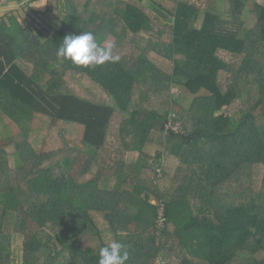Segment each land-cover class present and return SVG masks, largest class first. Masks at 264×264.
<instances>
[{
    "label": "trees",
    "instance_id": "16d2710c",
    "mask_svg": "<svg viewBox=\"0 0 264 264\" xmlns=\"http://www.w3.org/2000/svg\"><path fill=\"white\" fill-rule=\"evenodd\" d=\"M199 1L207 9L197 28L202 10L194 0H85L81 9L66 0L59 31L29 47L15 17L0 23V109L18 123L42 113L82 125L88 149L84 157L68 146L69 152L39 154L24 129L18 141H0V232L24 237V249L38 259L28 264H98L99 250L84 242L103 240L101 223L126 246V264H156L160 257L168 264H264V5L242 36L239 16L248 0H228L233 20L219 14L216 0ZM96 23L98 35L88 26ZM80 31L93 32L101 47L113 36L112 54L120 60L84 67L59 57L63 37ZM70 72L110 101L80 95L66 79ZM176 86L208 94L182 107L173 99ZM246 92L249 111L235 122ZM170 111L185 130L168 136V151L182 166L178 186L162 189V177L153 180L156 191L140 182L133 192L103 187L104 179L125 174L127 153L142 151L154 131L164 134ZM149 192L166 207L163 244Z\"/></svg>",
    "mask_w": 264,
    "mask_h": 264
},
{
    "label": "rangeland",
    "instance_id": "374dc122",
    "mask_svg": "<svg viewBox=\"0 0 264 264\" xmlns=\"http://www.w3.org/2000/svg\"><path fill=\"white\" fill-rule=\"evenodd\" d=\"M73 1L80 9L85 3V0ZM179 1L181 3H187L189 0ZM193 3L196 7H200L202 10L199 21L196 25L197 27H200L204 12L207 9L205 6L206 1L202 3L199 0H194ZM216 3L219 14L224 19L233 20L231 17L232 6L230 1L216 0ZM65 5L66 0H30L23 3H18L14 0H2V2H0V15L3 14L4 16L1 15L0 23L5 21L8 24L10 18L15 17L20 24L22 22L24 27L28 29V34L31 35L30 37L34 38V41L30 40V42L27 43V46L39 45L50 39L55 32L59 31L61 28L66 15ZM146 5L147 4H145V6ZM257 5H264V0H248L247 5L244 7L243 14L239 16L244 21L242 36H245L247 32L251 31L257 23L258 16L255 12ZM159 17H161L160 19L164 23H170L168 17ZM156 24L161 25L159 22H156ZM88 26L94 29L97 35L99 34L97 23L88 24ZM109 44H113L112 39H108L106 46ZM126 48V52L130 54L131 45H128ZM224 57L228 59L227 55ZM19 63L21 67L29 73L28 75H34V68H32L31 65L24 64L23 61H20ZM28 66L31 68L28 69ZM224 75L227 76L226 73H224ZM66 79L72 88H74L80 95L90 98L92 97L94 100L110 101L106 93L101 92L88 81L80 79L75 73H68ZM248 98V92H246L244 99L241 100L239 110L234 113L235 122L241 120L248 113ZM155 104L160 105L161 107L163 105V103L157 99ZM23 129L28 130L29 141L34 145L39 154L49 155L50 153L59 150L69 152L70 150H66L67 146L74 150L72 154L74 153L76 156L82 154V157H84L88 154L87 146L83 141L84 127H82V125L65 120H58L42 113H36L31 118L27 119V121L18 123L0 109V141L10 138L18 141L19 138L24 135L22 132ZM163 137L162 140L168 139V136L165 134H163ZM113 141V137H111L108 144L109 148L113 146ZM158 146L161 147L162 144H158ZM6 151L9 154L11 168L17 169L19 156L16 152L15 146H10ZM61 157H63V155H61ZM177 165L178 163L173 160H162L161 165H158L154 171L152 170V179L160 181L164 175V168H171L172 171H174ZM184 167L186 168V166ZM156 204H159V202ZM101 229L103 231V240L86 241L84 242L85 247L99 250L103 243L110 244L113 242V237L109 231L108 224L101 223ZM165 240L163 236V238L157 241V243L162 242L163 244ZM24 242L25 239L21 235L0 232V264H28L29 262L37 261L38 259L36 257L30 255L24 249ZM183 254H185V250H183L180 255L182 256ZM161 258L166 261V264H168L165 258Z\"/></svg>",
    "mask_w": 264,
    "mask_h": 264
},
{
    "label": "crops",
    "instance_id": "0c3cea01",
    "mask_svg": "<svg viewBox=\"0 0 264 264\" xmlns=\"http://www.w3.org/2000/svg\"><path fill=\"white\" fill-rule=\"evenodd\" d=\"M0 2H2V0H0ZM143 4H146V3L143 2ZM146 7L148 8V5H146ZM1 15L4 16L3 14H1ZM1 15H0V17H1ZM198 21H197V23H198ZM197 23H196V25H197ZM20 25H21V27H23V29L25 31L24 38H25L26 43H29L30 40L34 41V38L30 37L31 35L28 34V29H26V27H24V24L21 22ZM197 28H199V27H197ZM108 39H112L113 44L116 40L113 36H109L107 38V41H108ZM126 50H127V48H126ZM180 58H181V56L178 57V59H180ZM19 62L20 61H18L17 64H18V66L21 67ZM24 64H26V63H24ZM27 68L30 69L31 67L28 66ZM22 70L25 71V69H23V68H22ZM27 74H29V73H27ZM176 87H178V88H176ZM176 87H174V89H173L175 91L173 93V96H174L173 99L177 100L176 105L182 106V107H188L190 105L192 99L195 96L208 94V92H206L204 89H202L197 94H192L181 86H176ZM180 88H181V92L179 93V92H177V90H179ZM153 102L156 103V97H153ZM158 107L160 108L161 106L159 105ZM162 137H163L162 132L154 131L151 134V136L149 137V140H148L146 147L142 151L127 153L125 155V158H124L125 174H122V175L115 177V178L104 179L103 183H102L103 187L112 190L114 188H118V187H116V185H119L120 189H123L127 192H133L136 185L140 182L141 184L144 185V187H147V189L151 188L154 191H156L154 185L157 187L158 184L153 183L154 179H152V173L158 165H161L162 160H165V161L173 160V161L177 162L178 165L174 171H172L171 168H167V169L164 168L163 179L165 180V182H162L160 187L164 190H168V189H171L173 187L175 188L176 186H178V184L180 183L179 176H180V173H182L180 171L182 166L180 164V161L172 155V152L168 151V144H169L168 139L162 140ZM158 144H162V146L159 147ZM165 166H166V164H165ZM139 174H140V176H137ZM159 182H161V181H159ZM159 192L160 191H158L156 193L158 194ZM147 194L150 195L149 203L151 205L155 206L156 203H158V201H159L158 197L155 194H153L152 192H149ZM137 211H138V208L128 209V212H130V214H135ZM108 227H109V231L113 237V234L110 230V226H108ZM131 229L133 232H135V230L137 229L136 225L132 224ZM114 241L115 240L113 239V242Z\"/></svg>",
    "mask_w": 264,
    "mask_h": 264
},
{
    "label": "clouds",
    "instance_id": "9594fccd",
    "mask_svg": "<svg viewBox=\"0 0 264 264\" xmlns=\"http://www.w3.org/2000/svg\"><path fill=\"white\" fill-rule=\"evenodd\" d=\"M113 47L112 44L101 47L93 32L80 31L79 34L69 33L63 37L57 55L78 66L94 67L106 61L116 63L120 60L119 55L112 54ZM98 255V264H126L129 259L126 246L118 241L101 247Z\"/></svg>",
    "mask_w": 264,
    "mask_h": 264
},
{
    "label": "built area",
    "instance_id": "2783aa9c",
    "mask_svg": "<svg viewBox=\"0 0 264 264\" xmlns=\"http://www.w3.org/2000/svg\"><path fill=\"white\" fill-rule=\"evenodd\" d=\"M177 92H181V89L177 90ZM164 134L166 136L169 135H178V136H185V130L183 128V124L179 119L178 113L176 111H170L167 114V119L165 123V130ZM158 207V218L156 221V228L158 236L157 240H159V237L162 235L163 231L166 229L167 224V216L165 213L166 207L163 203L156 204ZM159 243V242H158ZM156 264H166V261H164L161 257L157 260Z\"/></svg>",
    "mask_w": 264,
    "mask_h": 264
}]
</instances>
